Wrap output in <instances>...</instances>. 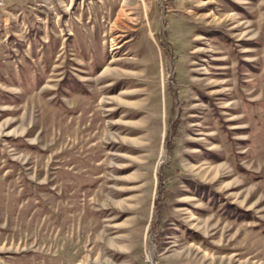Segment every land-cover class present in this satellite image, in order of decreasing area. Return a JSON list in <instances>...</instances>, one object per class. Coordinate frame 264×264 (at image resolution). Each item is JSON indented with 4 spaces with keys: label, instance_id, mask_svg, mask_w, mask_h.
Returning <instances> with one entry per match:
<instances>
[{
    "label": "rangeland",
    "instance_id": "obj_1",
    "mask_svg": "<svg viewBox=\"0 0 264 264\" xmlns=\"http://www.w3.org/2000/svg\"><path fill=\"white\" fill-rule=\"evenodd\" d=\"M0 264H264V0H4Z\"/></svg>",
    "mask_w": 264,
    "mask_h": 264
},
{
    "label": "built area",
    "instance_id": "obj_2",
    "mask_svg": "<svg viewBox=\"0 0 264 264\" xmlns=\"http://www.w3.org/2000/svg\"><path fill=\"white\" fill-rule=\"evenodd\" d=\"M3 1H4V0H0V7L3 6Z\"/></svg>",
    "mask_w": 264,
    "mask_h": 264
}]
</instances>
